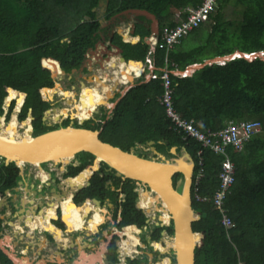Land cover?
I'll list each match as a JSON object with an SVG mask.
<instances>
[{
	"label": "trees",
	"instance_id": "1",
	"mask_svg": "<svg viewBox=\"0 0 264 264\" xmlns=\"http://www.w3.org/2000/svg\"><path fill=\"white\" fill-rule=\"evenodd\" d=\"M102 1H107L106 20L127 10H145L157 17L161 29L176 26L166 19V12H180L184 17V10L189 5L197 6L203 2L0 0V114L5 98L7 106L15 99L16 108H19L14 111L10 122H18L17 114L22 104L20 99L26 101L22 121L29 108L34 109L38 118L50 108L44 100L43 90H49L46 94L50 97L62 93L58 86L50 90L54 85V70L56 77L60 79L63 74L57 73L61 71L59 65L67 74L79 70L86 53L95 47L104 31L97 13L93 11ZM230 6L234 7L240 19H227L225 12ZM215 7V12L208 15L173 50H156L153 55L156 67L154 77L136 85L123 98L113 120L107 124L106 129L113 136H106L105 132V143H123L129 147L136 143L154 141L164 145L162 150L171 147L180 150L184 147L196 156L200 144L184 140L182 134L174 131L171 120L160 103L164 93L162 80L159 78L160 71L166 67L185 71L189 66L237 52H264V0H217ZM140 20L145 21V18L140 17ZM150 35V29L137 24L135 36H140V41L128 43L115 33L114 43L123 50V57L127 62H134L136 64H131L141 69L139 64L145 65L149 52L144 38ZM188 40L191 45L185 49ZM121 64L129 75L139 76V71L134 66L123 62ZM170 78L176 111L183 119L193 121L200 131H220L231 121H258L261 125L243 150L236 152L231 147L227 150L236 170L223 208L233 226H223L222 215L214 208L212 200L209 203H197L193 199L194 208L201 212L193 229L204 236L195 249L196 264H264V60L236 58L223 65L206 66L190 76L170 74ZM94 97V93L88 91L83 101L77 105L82 119L89 118ZM3 124L0 119V128ZM76 128L91 130L88 125ZM51 130L54 129L37 128L35 136ZM224 160V156H217L210 150L204 151L202 178L194 186L193 194L197 189V194L201 197H214L219 188L218 175ZM199 169L197 167L196 174ZM87 175L85 173L80 177ZM18 181L19 170L15 164L6 165L3 161L0 164V200L6 190L17 186ZM134 201L135 195L132 194L130 206L133 210ZM69 205H72V201ZM88 205L69 209L64 215L67 223L73 226L74 216L78 214L76 220L83 217L89 209ZM139 206L143 209L140 204ZM85 208L87 209L79 211ZM56 209L57 207L49 208L51 218H55ZM129 215L131 214L126 216L129 224H136L138 227L144 224L142 213H138V222L131 216L129 218ZM0 264H12L1 250Z\"/></svg>",
	"mask_w": 264,
	"mask_h": 264
},
{
	"label": "flooded vegetation",
	"instance_id": "2",
	"mask_svg": "<svg viewBox=\"0 0 264 264\" xmlns=\"http://www.w3.org/2000/svg\"><path fill=\"white\" fill-rule=\"evenodd\" d=\"M106 12L107 9L103 16H105ZM102 18L106 25L102 24L100 21L102 24L101 27L104 29L100 35V39L93 49L88 50L82 66L79 70H76L75 77L71 78L70 81H75L80 73H87L89 71L90 67L88 66L91 65H89L88 61L91 62V60H89V58H91L94 60L92 66L101 71V76L96 77V79L92 77V81L94 82L91 83V86H97L96 89L100 91L101 89L104 90V84L107 86L109 85L107 93H103L108 106L98 105L97 111L88 119L83 120L79 118L73 119L69 112L70 115L66 118L60 116L59 121L61 122H54L56 128H53L54 126L52 127L48 124L49 120L47 114L53 112L51 109L54 99L47 95L44 92V90L47 89H44V100L49 104L50 108L42 112L39 118L34 114V109L29 108L25 119L23 121L21 120L26 103L24 99L22 100V106L17 114V121L20 126L24 125L25 127H19L18 131L20 135H23L27 128L26 120L29 116V110H32L31 115L33 120L31 122V136H35V130L37 128L46 127L55 130L60 128L59 126L67 127L70 124H72L73 127L88 125L91 127V130L100 133L99 138L103 142L105 132H107L106 136H113V134L106 129L107 124L113 120L117 107L126 94L136 86V84L129 82L124 86L115 87V63L112 62V59H114L113 57L115 55L113 54L115 52L113 46L117 45L114 43V35L117 33V24L125 22L126 18L128 20L135 19L134 23L136 25L139 24L141 20L140 18L137 19L135 17L118 15L112 17L110 20H106L105 17ZM149 27H151V22H149ZM99 43L100 48L98 50ZM45 60L47 61L50 59ZM111 65L113 66L111 67ZM59 67L61 69L60 65ZM70 74L72 75V72ZM70 74L66 73L65 77L67 80H69ZM53 75H56L55 70ZM53 82L54 85L53 88L50 89L51 91L58 85L55 78ZM137 83L141 84L142 82L137 79ZM63 90L64 93L67 91L66 89ZM85 95L81 96L80 102L83 101ZM56 97L64 103L67 102V99L63 98V94L57 93ZM78 99L79 96L76 101H78ZM6 101L5 98L2 104V113L0 114L2 117L5 115L3 118L4 126L9 122L17 107V100L14 99L8 106ZM74 111L77 112L78 109L75 108ZM151 142H153V144H151ZM151 142L144 144L136 143L129 147H126L127 145L123 143L115 145L111 142H107V144L126 153H130L133 149L132 153L137 157L157 163L163 161L162 158L159 157L160 155L164 156L169 161H172L176 157L171 152L173 147L168 150H162L161 147H164V145H161V142ZM177 152L179 153L180 150H177ZM87 155L91 154L80 152L69 162L65 163L64 158L62 160L63 163L60 165H55L52 162L44 163L41 165L44 172L27 166L24 170V177L20 175V170L18 169L20 181H18L16 187L10 189L11 192L9 195L11 197H8L6 200L7 205H3L0 208V233L6 228L11 230L9 236L12 238L16 249L17 247H21L18 256L24 257L29 254L36 258L35 261L41 260L44 261L45 264H176V250L174 247L168 246V243L171 245V240L174 237L173 221L169 220L165 214L160 212L149 215L139 206V200L142 198V202L146 205V209L151 207V204H148V200L145 196L146 192L151 191L150 188L142 185L141 182L124 177L123 175H118L117 170L105 161L93 155H91L92 157ZM42 173L45 175V181L41 177ZM85 173L88 174L87 178L80 177ZM68 178H73L74 180L67 181ZM181 178L182 177H178L177 175L172 178L173 188L179 193L181 192V187L178 186V183ZM20 182H22L21 185L19 184ZM67 191L74 194L71 196L70 200L66 201L64 204L58 203L59 206L55 211V218H51L50 222H48V231H40L38 229L31 231L27 225L28 220L31 219L35 221V218L39 217L41 212H43V208L47 209L49 207L48 198L54 197V192L65 194ZM132 194L135 195L134 210L131 209L130 206V196H132ZM90 195L93 196L88 198ZM191 196L192 208L196 212H199L194 208L196 201H193V199H195L193 193ZM5 197H7L6 193L3 198ZM39 198H41V200ZM24 199H26L27 202H25ZM23 201L25 203H23ZM71 201L79 208L86 204H91L90 211H85L83 217L77 219L76 222L75 218L73 219L75 226L69 225L64 217L68 210L73 208V204L69 205ZM149 201L152 202L153 200ZM23 204H26V206L24 207ZM32 210V218L27 217L29 215L28 212ZM127 210L130 212L128 213ZM139 212L142 213L145 218L144 224L140 227L136 224H129L126 220V216L131 214L129 218L131 216L138 222L140 219V217H138ZM199 213L201 217V212ZM12 224H15V229L22 227L18 236H16V233L14 234ZM52 226L54 228H52ZM131 234L138 239L139 242H137L133 251L128 244V236ZM62 235L64 238L61 237L60 240L56 239V236Z\"/></svg>",
	"mask_w": 264,
	"mask_h": 264
},
{
	"label": "water",
	"instance_id": "3",
	"mask_svg": "<svg viewBox=\"0 0 264 264\" xmlns=\"http://www.w3.org/2000/svg\"><path fill=\"white\" fill-rule=\"evenodd\" d=\"M104 8L105 10L107 9V1L104 3ZM118 16L144 17L151 22L150 37L157 38L160 29L159 20L150 12L145 10H127ZM131 26V28L135 30V24ZM117 33L122 36L125 41V35L121 34L119 31ZM132 34H134V31H132ZM150 37L144 40L148 46L151 42L149 40ZM136 41H140V38ZM113 48L115 49L113 54L119 58L118 63L123 62L127 64L123 57V50L118 46H113ZM236 58L247 60L260 58L264 60V52L253 54L237 52L225 57H217L212 60H207L202 64L189 66L185 71L176 72L175 75L178 77L190 76L195 71L206 66L226 63ZM88 63L90 64V61H88ZM61 71L63 76H66L65 71ZM118 71L120 73L115 76L116 88L117 86L123 85L121 77L127 78L119 70V65L115 64V73ZM75 72L76 70H73L72 74ZM54 78L55 75H53V79ZM94 78L96 79V76H94ZM46 91L47 90H44L45 93ZM66 92L71 93L69 90ZM101 105L108 106L106 101ZM31 113L32 110H29V116L26 120V126L30 128V140L26 138L21 140L4 139L0 134V158L3 159L6 165L15 164L20 170V175L24 177V170L27 166L44 172L41 167L42 164L52 162L55 165H60L62 164V162H59L61 159L65 157L73 159L80 152L91 154L105 161L117 170L118 175H123L124 177L141 182L142 185L150 188L151 191L146 192L145 196L147 197L150 194V198L154 201L155 209L152 213H147L150 215L160 212L165 214L169 220L173 221L174 237L172 238L171 246L176 250V264H196L195 249L204 236L202 233H197L193 230V224L200 218V213L192 208L191 194L195 162L186 148H181L178 153V148L173 147L171 152L176 157L172 161H169L164 156L160 155L159 157L162 158L163 161L157 163L137 157L132 153L133 149L130 153H126L110 144L104 143L100 140V133L98 131L76 128L73 127L72 124L67 127H60L48 131L38 136H31V122L33 120ZM2 118L4 117L0 115V119ZM151 144H153V142H151ZM175 175H181L182 177L178 183V186L181 187L180 193L173 188L172 178ZM69 180L74 179L68 178L67 181ZM19 184L21 185L22 182ZM10 192L11 190H6L5 193L8 195ZM72 204L76 206L74 203ZM3 205H7L5 198L0 200V208ZM52 228L54 227L52 226ZM10 243V237L0 239V250L7 256L12 264H34L27 258L15 254L14 247ZM6 247H8L9 250ZM38 264H45V262L40 261Z\"/></svg>",
	"mask_w": 264,
	"mask_h": 264
},
{
	"label": "built area",
	"instance_id": "4",
	"mask_svg": "<svg viewBox=\"0 0 264 264\" xmlns=\"http://www.w3.org/2000/svg\"><path fill=\"white\" fill-rule=\"evenodd\" d=\"M217 0H203L201 5H189L185 10V16H181L175 27L164 28L160 30L157 38H151L146 63L148 69L152 72L155 70V62L153 55L157 49L165 50L166 52L173 50L179 45L181 40L188 34L197 29L206 19L208 15L215 12V3ZM167 62V59L165 60ZM177 71V70H176ZM171 71L169 68L162 69L159 78L162 80L164 93L161 96L160 103L164 107L167 117L171 120L174 131L183 135L184 140H192L200 144L196 156L198 158V167L200 168L196 177L193 180L194 186H197L202 178L203 153L205 150H210L217 156H224L220 172L218 175L219 188L215 192L214 197H201L197 194V189L193 194L194 200L198 203H207L213 201V204L222 215V224L224 227H232L233 223L227 216L226 210L223 208L227 192L234 181L235 165L230 160L227 150L229 147L236 152L243 150L245 144L257 133L261 127L258 121H231L227 126L220 131L202 132L194 124L193 121L183 119L174 107L173 95L174 89L170 78ZM153 78V77H152ZM150 78L149 80H151ZM3 159L0 158V164Z\"/></svg>",
	"mask_w": 264,
	"mask_h": 264
},
{
	"label": "rangeland",
	"instance_id": "5",
	"mask_svg": "<svg viewBox=\"0 0 264 264\" xmlns=\"http://www.w3.org/2000/svg\"><path fill=\"white\" fill-rule=\"evenodd\" d=\"M104 3H105V1H102L100 4H99V6H98V8H96L95 10H93V11H95V13H97V16H98V18L100 19V21L102 22V24H104V25H106V23H105V21L103 20V14H104V12H105V8H104ZM236 10L234 9V7H232V6H230V7H228L227 8V10H226V16H227V19H229V20H236V19H240V16L235 12ZM165 17H166V19L168 20H171L172 22L174 21V18L175 17H180V14L179 13H171V12H166V14L164 15ZM165 19V18H164ZM175 22V21H174ZM126 28H128V29H126ZM130 29V23H128V21H125V22H121V23H118L117 24V31H119L121 34H123V33H125V32H128V30ZM164 29V28H163ZM163 29H161V30H163ZM124 31V32H123ZM125 41H127V42H129V41H134V40H132V39H129V38H125ZM190 45H191V43H190V41L188 40V41H186V44H185V49H188V48H190ZM98 50H99V48H100V43L98 44ZM114 58V57H113ZM116 59V58H115ZM89 60H91V62H90V64L89 65H91V66H88V67H90V69H89V71L87 72V73H81V77L80 76H78L77 78H76V80L75 81H70V80H67V78L66 77H62L61 79H58V78H55V80H56V82H58V85L57 86H59V88L61 89V91H62V93H60V94H63V98L64 99H67V102L66 103H64V102H62V100H59L57 97H56V94L55 95H53L51 98H53L54 99V101H53V105H52V111L54 112V111H63V112H61L60 113V116H64V118H66L68 115H70L71 114V116H72V118L74 119V118H79L80 120H83L82 119V117H81V115L79 114V111H77V112H75L74 110H75V108H77V105L79 104V102H80V99H81V96L84 94L83 92L84 91H86V90H88V91H91L92 93H94V95H95V101H94V103H92V106H91V108H90V110H89V113H88V116L89 117H91V115L94 113V112H96L97 111V106L98 105H100V104H102L104 101L102 100V101H100V102H97V95H96V87H92L91 86V83H93L94 81H92V77H94V76H96V77H99V76H101V71L99 70V69H96L95 67H93L92 66V64H93V62H94V60H92L91 58H89ZM224 63H219L218 65H223ZM75 74V73H74ZM74 74H72L71 75V77L72 76H74ZM150 71H147L146 73H145V69L143 70V75H142V77L141 78H139V81L140 82H144V81H146V80H148V78L150 77ZM56 76V75H55ZM122 79H124V77H121ZM133 78H134V76H133ZM107 80V79H106ZM131 80H129V82H130ZM133 84H138L137 83V78H135L134 80H132L131 81ZM82 84H83V86H82ZM109 86V85H108ZM72 87V88H71ZM118 87V86H117ZM56 88V87H55ZM120 88V87H119ZM63 89H66V90H72V91H70L71 93H64V90ZM72 96V97H71ZM78 96H79V99H78V101H76V99L78 98ZM69 97H71V99L69 98ZM70 100H72L73 101V103H70L69 101ZM20 102H22V99H20ZM95 104V105H94ZM75 105V106H74ZM17 109H19V108H16L15 110H17ZM69 112H70V114H69ZM75 113H76V115H75ZM4 117V116H3ZM12 118V117H11ZM11 118H10V120H11ZM3 122H4V120L3 119H1ZM10 120H9V122H10ZM48 124L50 125V126H54L55 124H54V121H52L51 119H49L48 118ZM52 122H51V121ZM9 122L4 126V124H3V127H2V129L0 130V132H2L3 134H5L7 131H8V133L11 135L12 134V131H13V129H15V130H19V127H17V123H15V122H13V121H11V122H13V123H15V127H13V128H11V127H9ZM57 122H61V121H57ZM59 127H61V126H59ZM53 128H56V126H54ZM25 131H28L29 133H30V128L29 127H27L26 128V130ZM24 131V132H25ZM20 136H22V135H20ZM192 157H193V159H194V161H195V163H198V158L193 154V152H191V151H189L188 152ZM71 160V158H67V159H65L64 160V162L66 163V162H68V161H70ZM196 173H195V177H196ZM8 197H11L9 194L7 195V197H5V200H7L8 199ZM40 200H41V198H39ZM142 198H140V200H141ZM139 200V201H140ZM143 201V200H142ZM148 204H151L149 201H148ZM143 207H146V205L145 204H143ZM84 210H86V209H84ZM9 212V211H8ZM7 212V213H8ZM1 214L3 215V213L1 212ZM77 215V214H76ZM4 216V215H3ZM74 218H76V217H74ZM28 225V224H27ZM14 225L12 224V227H13ZM14 228V227H13ZM22 230V228H18V233H16V232H14V234L16 233V236H18V234H19V231H21ZM13 231H14V229H13ZM10 232H11V230L10 229H3L2 230V232L0 233V239H4V237H10L9 235H10ZM57 239V238H56ZM21 240V239H20ZM58 240H60V239H58ZM10 241H11V245H13V247H14V252H15V254H17L18 255V252H19V250L21 249V247L20 248H18L17 247V249H16V247H15V245H14V243H13V240H12V238H10ZM7 242V241H6ZM168 246L170 247L171 245H169V243H168ZM8 250H9V248L8 247H6ZM25 258H27L29 261H32L34 264H38L41 260H39V261H35L36 260V258L35 257H32V255H29L28 254V256H24Z\"/></svg>",
	"mask_w": 264,
	"mask_h": 264
},
{
	"label": "bare ground",
	"instance_id": "6",
	"mask_svg": "<svg viewBox=\"0 0 264 264\" xmlns=\"http://www.w3.org/2000/svg\"><path fill=\"white\" fill-rule=\"evenodd\" d=\"M126 29H128V28H126ZM124 32V31H123ZM122 33V32H121ZM126 33V32H125ZM115 61V60H114ZM114 61H113V63H114ZM114 65V64H113ZM113 65H111V67L113 66ZM118 65H119V70L121 71V73L124 75V76H126L128 79V81L129 80H134V78H132V76L133 75H129L127 72H125V70H124V67H123V64H121V62H119L118 63ZM129 65H131V66H134V65H132V64H129ZM114 68V67H113ZM133 68V67H132ZM134 68H136L138 71H139V76H140V74H141V72H142V69H140V68H138L137 66H134ZM107 69V68H106ZM114 71V70H113ZM112 71V72H113ZM62 71H58L57 73H61ZM111 72V71H110ZM118 73H120L119 71L118 72H116V74H118ZM103 74V73H102ZM115 74V73H114ZM57 75V74H56ZM112 76V75H111ZM116 76V75H115ZM136 76V75H135ZM138 77V76H137ZM55 78H58V77H56L55 76ZM115 78V77H114ZM58 79H60V78H58ZM108 80H109V78H108ZM124 84L127 82L126 81V79L124 78L123 79V81H122ZM98 84V83H97ZM112 84V83H111ZM59 87V86H58ZM97 87V86H96ZM104 90H98V89H96V95H97V97H98V100L97 101H106L105 100V96H103V93H107V91L109 90V87L106 85V84H104ZM111 89V88H110ZM113 90V89H112ZM88 92V90H86V91H84L83 93H84V95L86 94ZM111 92V91H110ZM84 95H82V96H84ZM109 95V94H108ZM72 97V96H71ZM71 97H69L70 99H71ZM84 98V97H83ZM70 103H73V101L72 100H70L69 101ZM95 105V104H94ZM61 112H63V111H54V112H50L48 115H47V117L49 118V119H51L52 121H54V122H57L58 120H59V117H60V113ZM79 114L81 115V113L79 112ZM50 120V121H51ZM51 121V122H52ZM17 127H20V128H24L25 126L24 125H19V123L17 122ZM15 125V123H13V122H9V127H11V128H13V127H15L16 126ZM2 128H0V130H1ZM2 136H3V138L4 139H10V140H21V139H23V138H26V139H28V140H30V133L28 132V131H25L24 132V134L22 135V136H20V134H19V131L18 130H15V129H13V131H12V134L10 135L9 133H8V131L5 133V134H3L2 132L0 133ZM67 157H65V159H66ZM64 159V158H63ZM63 159H61V161H59V162H62L63 163ZM42 179L44 180L45 179V175H44V173H42ZM88 177V176H87ZM86 177V178H87ZM45 181V180H44ZM61 187V186H60ZM62 189V188H61ZM74 193H72V192H70V191H67V193H63V194H58V193H55L54 192V197H51V198H48V204H49V207L47 208V209H44L43 208V212H41V215L39 216V217H36L35 219V221H32L31 219H29L28 220V227L31 229V231H35V230H47L48 231V222H50V219H51V217H50V215H49V213H48V209L49 208H56V207H58L59 206V204H64L66 201H68V200H70V198H71V196L73 195ZM146 199L149 201V200H152V198H150V194H149V196L148 197H146ZM25 200V202H27V200L26 199H24ZM142 200L143 199H141L140 201H139V204L143 207V202H142ZM24 201H23V203H25ZM150 202V201H149ZM59 203V204H58ZM151 203V205H155L154 204V201H152V202H150ZM2 205V204H1ZM24 205V207L26 206V204H23ZM89 206H90V204H89ZM35 207H36V205H35ZM35 207H34V209H35ZM73 208H74V205H73ZM154 209H155V207L154 206H151V207H148L147 209H146V207H143V210H145L146 212H148V213H152L153 211H154ZM24 211V210H23ZM22 211V212H23ZM80 211H83V210H80ZM21 212V213H22ZM29 213V215L27 216V217H29V218H32V216L31 215H33V210L32 211H29L28 212ZM147 213V214H148ZM20 214V213H19ZM78 216V214L75 216V217H77ZM165 216V215H164ZM34 219V218H33ZM48 219H49V221H48ZM27 220V219H26ZM76 220V219H75ZM167 222V221H166ZM14 226V232H16V233H18V229H15V224H13ZM22 228V227H21ZM30 231V230H29ZM30 231V232H31ZM58 232V231H57ZM40 233V232H39ZM58 233H60V232H58ZM19 235V234H18ZM136 236V235H135ZM61 237H63V235L62 236H56V238L57 239H61ZM129 237V240H128V244L130 245V247H131V250L133 251L134 250V248H135V246H136V244H137V242H138V239H136L132 234L131 235H129L128 236ZM64 238V237H63ZM21 239V238H20ZM171 242H172V240H171ZM139 243V242H138ZM171 247V246H170Z\"/></svg>",
	"mask_w": 264,
	"mask_h": 264
},
{
	"label": "clouds",
	"instance_id": "7",
	"mask_svg": "<svg viewBox=\"0 0 264 264\" xmlns=\"http://www.w3.org/2000/svg\"><path fill=\"white\" fill-rule=\"evenodd\" d=\"M106 2V1H105ZM119 15V14H118ZM150 22V21H149ZM133 24H135V23H133ZM160 24V23H159ZM131 25V24H130ZM135 27H136V24H135ZM131 27H130V29L128 30L129 32H126V33H123V35H125V38H128L131 34H130V31H131ZM150 29V28H149ZM160 30H161V28L159 29V32H160ZM116 32H118L117 30H116ZM118 34V33H117ZM119 35V34H118ZM120 36V35H119ZM122 37V36H121ZM150 37V36H149ZM148 38V37H147ZM151 38H154V37H150L149 38V40L151 41ZM125 42H127V41H125ZM128 43H137V41L136 42H132V41H129ZM150 45H151V42H150ZM150 45H149V47H150ZM116 58V59H115ZM114 59H115V61H114V63L115 64H118V60H119V58L117 57V56H115L114 55ZM146 59H147V57H146ZM127 62V61H126ZM58 63V62H57ZM129 63H134V62H127V64H129ZM59 64V63H58ZM136 64V63H135ZM140 66H141V69H142V72H141V74H140V76H135V75H133L134 76V79L135 78H137V79H139V78H141L142 77V75H143V70L145 69V73L147 72V71H150L149 69H148V65H147V63H146V60H145V65H141V64H139ZM60 68V67H59ZM165 69V68H164ZM61 70V69H60ZM156 71V67H155V70L154 71H150V77L148 78V80H146V81H144V82H148V81H150L149 79L150 78H152V77H154V72ZM171 71H175V72H173V74L175 75L176 74V72H181L180 70H171ZM132 76V77H133ZM65 77V76H64ZM126 79V83L124 84L123 82V85H126V84H128L129 83V81L127 80V78H125ZM122 81H123V79H122ZM143 83V82H142ZM6 100H7V98H6ZM5 116V115H4ZM187 150V149H186ZM193 158V157H192ZM194 160V159H193ZM195 162V161H194ZM197 167H198V165H197V163H195V172H196V169H197ZM195 172H194V175H193V180H194V178H195ZM194 183V182H193ZM193 188H194V184L192 185V193H193ZM195 191V190H194Z\"/></svg>",
	"mask_w": 264,
	"mask_h": 264
},
{
	"label": "crops",
	"instance_id": "8",
	"mask_svg": "<svg viewBox=\"0 0 264 264\" xmlns=\"http://www.w3.org/2000/svg\"><path fill=\"white\" fill-rule=\"evenodd\" d=\"M105 11H106V10H105ZM174 13H175V12H174ZM177 13L181 14L180 12H177ZM103 17H105V16H103ZM139 18H140V17H139ZM137 19H138V18H137ZM137 19H136V20H137ZM179 19H180L179 17H175V18H174V21H175V22L173 21L174 24H177V21H179ZM125 21H128V23H130V24L132 25V24L135 22V19H133V20H128V19L126 18ZM148 21H149V20L146 21V19H145V21H140L139 24L144 25L146 28L149 29L150 27H149V22H148ZM131 25H130V27H132ZM132 31H134V34H132ZM128 32H129V31H128ZM135 32H136V27H135V30H134V29H131V31H130V34H131V35L129 36L130 38H129V37H128V38H129V39H132V40H134V39H135V40H138V38H140V36H135ZM145 38H147V37H145ZM145 38H144V39H145ZM122 39H123V38H122ZM140 40H141V38H140ZM114 60H115V59H112V62H113ZM123 67H124V66H123ZM124 70H125V68H124ZM125 71H126V70H125ZM73 74H74V73H73ZM79 76L81 77V73H80ZM74 77H75V74H74V76H72V77L70 76L69 80H70L71 78H74ZM76 77H77V76H76ZM83 95H84V94H83ZM86 177H87V176H86ZM86 177H84V178H86ZM88 207H89V209H90L91 204H90V206L88 205ZM85 209H86V208H85ZM89 209H87V210L90 211ZM72 210H73V208H72ZM81 210H84V209H81ZM79 211H80V210H79ZM79 211H78V212H79ZM63 215H64V214H63ZM76 218H77V217H76ZM76 218H75V219H76ZM75 222H76V220H75ZM76 224H77V223H76Z\"/></svg>",
	"mask_w": 264,
	"mask_h": 264
}]
</instances>
